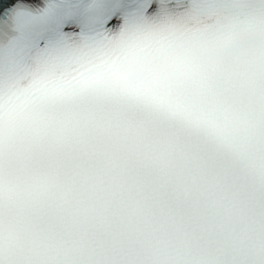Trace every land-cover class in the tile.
Instances as JSON below:
<instances>
[{"label":"snow or ice","instance_id":"1","mask_svg":"<svg viewBox=\"0 0 264 264\" xmlns=\"http://www.w3.org/2000/svg\"><path fill=\"white\" fill-rule=\"evenodd\" d=\"M0 264H264V0H0Z\"/></svg>","mask_w":264,"mask_h":264}]
</instances>
